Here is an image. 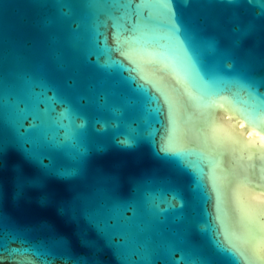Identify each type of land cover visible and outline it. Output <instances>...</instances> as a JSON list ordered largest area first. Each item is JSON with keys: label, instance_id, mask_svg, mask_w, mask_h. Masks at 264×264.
Listing matches in <instances>:
<instances>
[{"label": "water", "instance_id": "95a60500", "mask_svg": "<svg viewBox=\"0 0 264 264\" xmlns=\"http://www.w3.org/2000/svg\"><path fill=\"white\" fill-rule=\"evenodd\" d=\"M134 3L161 24L175 12L193 67L218 74L223 91L211 107L199 102V77L178 62L170 33L133 38ZM113 24L139 53L142 75L163 74L191 93L179 141L168 136L167 110L162 123L151 119L128 73L95 46L97 31L112 44ZM214 135L228 145L218 166L204 143ZM261 136L264 0H0V214L31 245L24 264H234L208 222L221 241L232 236L226 246L243 251L240 264H264V230L242 218L247 210L259 220L264 207ZM200 168L207 202L192 175Z\"/></svg>", "mask_w": 264, "mask_h": 264}, {"label": "snow or ice", "instance_id": "6c2138e0", "mask_svg": "<svg viewBox=\"0 0 264 264\" xmlns=\"http://www.w3.org/2000/svg\"><path fill=\"white\" fill-rule=\"evenodd\" d=\"M134 9L133 13V23L129 25L132 31L133 38L135 39L138 34L143 35L145 33L155 32L158 29H164L166 32L171 34V39L174 41L175 53L178 57V62H186L191 65L194 69L196 75L199 77V102L206 104L210 98L219 96L223 91V88L217 84V75L214 72H209L208 70L202 67H193L192 57L189 56L188 52L185 50V31L183 26L179 23L176 18L174 11H170V22L167 24H161L156 20L151 13L147 11H141L140 5L134 3L130 6ZM112 32V44H108V37L104 35L103 32L97 31L94 37V44L97 49L109 60L112 64L115 65L121 73H128L124 77L128 82L134 85L135 91L142 98V100L147 105L146 111L150 115L151 119L155 120L157 123H162L161 117L165 114V110L168 113V136L172 137L174 140L179 141L181 136L185 134L184 130L180 127L177 117L180 109L184 107L183 97L187 95L191 99V93L185 88L181 91L179 88L174 87L170 84L165 75H142L143 68L137 56L139 53L134 54L131 46H126L128 44V37H125L123 30L120 29L119 25L113 24ZM114 54L119 56L129 58V63L131 67L126 66L121 60L116 59ZM247 69H243L244 73L242 79L244 84L249 87L251 82L247 76ZM138 80L141 82L138 83ZM191 82V81H190ZM248 120V123L255 124V118H249L248 116L244 117ZM227 134V130H224ZM168 136L165 137L167 141ZM155 139V136L152 137ZM205 145L209 147L210 151L208 158L210 163L217 165L219 161L216 159L218 155H223L228 149L227 143L217 136L211 138V143L209 144L208 140L204 141ZM255 146V145H253ZM261 162V171L264 174V136H261V143L259 145ZM161 151L163 149L161 148ZM3 152V149L0 148V153ZM184 153V150H181L180 153L176 154V158L179 159L180 155ZM189 155H198L201 158H204L203 153H198L194 150H187ZM243 159V157H241ZM187 168V165L185 166ZM221 175L214 176V181L216 183V191L218 196V201L220 205L221 212L224 211V191L228 187L226 181L228 180V174L224 173V170H220ZM193 178L196 184V190L201 195V198L207 202L208 194L203 182V168L199 169V175L196 172H192ZM242 218L247 219L249 225L259 224V227L264 230V207L260 209L259 220H255L253 214L247 210H242ZM206 233L213 239L215 246L227 253L231 259L234 261V264H240L241 258L244 256L243 251L236 247L234 243H231L230 246H226L231 240L232 236L225 238V241H221L218 238L216 226L211 222H208L206 225ZM17 245L13 248L11 245ZM26 245H28L26 247ZM31 249V245L28 244L27 238L11 225L10 220L0 214V261L4 259H9L11 264H24V258ZM32 255L38 256L43 253L39 250H32ZM246 264H251V261H246Z\"/></svg>", "mask_w": 264, "mask_h": 264}, {"label": "bare ground", "instance_id": "6f19581e", "mask_svg": "<svg viewBox=\"0 0 264 264\" xmlns=\"http://www.w3.org/2000/svg\"><path fill=\"white\" fill-rule=\"evenodd\" d=\"M240 126H243V120L239 121L234 125V129H240Z\"/></svg>", "mask_w": 264, "mask_h": 264}]
</instances>
